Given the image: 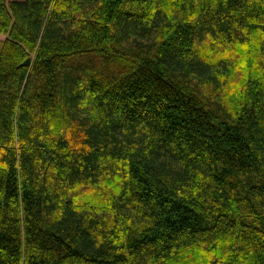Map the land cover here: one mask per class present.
Returning a JSON list of instances; mask_svg holds the SVG:
<instances>
[{
	"label": "trees",
	"instance_id": "16d2710c",
	"mask_svg": "<svg viewBox=\"0 0 264 264\" xmlns=\"http://www.w3.org/2000/svg\"><path fill=\"white\" fill-rule=\"evenodd\" d=\"M0 36V264H264V0H0Z\"/></svg>",
	"mask_w": 264,
	"mask_h": 264
},
{
	"label": "water",
	"instance_id": "95a60500",
	"mask_svg": "<svg viewBox=\"0 0 264 264\" xmlns=\"http://www.w3.org/2000/svg\"><path fill=\"white\" fill-rule=\"evenodd\" d=\"M32 64V59H28L26 62H24V66H30Z\"/></svg>",
	"mask_w": 264,
	"mask_h": 264
},
{
	"label": "rangeland",
	"instance_id": "374dc122",
	"mask_svg": "<svg viewBox=\"0 0 264 264\" xmlns=\"http://www.w3.org/2000/svg\"><path fill=\"white\" fill-rule=\"evenodd\" d=\"M17 1H24V0H17ZM6 39V37H4V36H0V41L2 40V41H4Z\"/></svg>",
	"mask_w": 264,
	"mask_h": 264
}]
</instances>
